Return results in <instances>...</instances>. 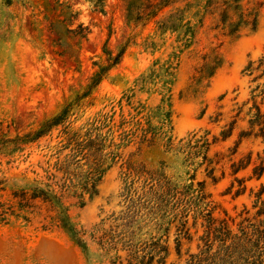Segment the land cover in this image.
<instances>
[{"label":"rangeland","instance_id":"rangeland-1","mask_svg":"<svg viewBox=\"0 0 264 264\" xmlns=\"http://www.w3.org/2000/svg\"><path fill=\"white\" fill-rule=\"evenodd\" d=\"M176 12L195 29L186 36L187 45L180 31L162 32L155 22ZM249 12H256L254 25L240 22L230 32L228 22ZM79 23L87 28L86 37L73 31H79ZM107 39L114 52L127 44L122 60L88 97H80L94 63L104 57ZM263 53L264 0H177L144 26L125 20L124 0H0V136H21L71 107L63 124L50 133L0 152V264H110L115 252L100 248V227L119 223L130 200L158 189L164 179L179 191L163 215V226L169 228L166 264L183 263L174 249L177 220L166 222L187 208L191 226L196 208L189 202L191 194L183 193L187 185L202 182L213 215L233 219L236 230L244 216L255 213L254 192L264 185V172L258 179L252 176L253 166L264 160V137L239 136L249 129L254 100L264 112V78L252 81L243 71L248 60ZM214 56L219 61L213 74L195 81L202 64ZM162 106L171 110L169 123L163 121ZM231 125V134L222 139L221 131ZM64 127L103 143L107 168L96 194L83 195V205L70 188L61 189L63 174L55 165L57 156L69 152L63 149ZM200 138L210 142L207 158L214 179L207 174L203 149L195 153ZM247 155L250 163L233 174L231 164ZM76 159L87 171L85 158ZM235 176L246 186L238 195ZM47 184L60 196L55 209L40 200L21 208L12 195ZM66 184L81 191L75 178ZM56 209L64 210L65 222L82 233L84 247L57 219ZM143 219L138 237L146 241L153 236L162 243L167 233L156 227L159 212ZM201 222L199 218L191 227L190 242L183 239V257L187 248L196 250ZM157 257L153 264H159Z\"/></svg>","mask_w":264,"mask_h":264},{"label":"trees","instance_id":"trees-1","mask_svg":"<svg viewBox=\"0 0 264 264\" xmlns=\"http://www.w3.org/2000/svg\"><path fill=\"white\" fill-rule=\"evenodd\" d=\"M177 0H124V18L126 21H133L135 24L141 23L142 26L153 21L159 14V12L175 3ZM225 3V2H224ZM263 2L259 3L258 8L262 6ZM229 5L224 8L223 16ZM235 6H233L234 8ZM235 9V8H234ZM71 17L74 14L70 15ZM256 12H249L242 14V19L234 22L230 20L228 25L230 26V32H235L240 22L250 23L254 25ZM183 17L180 13H170L168 18L163 20L159 19L155 22L158 24V29L162 32L169 30L170 32L180 31L183 36V43L188 44L187 35H194V27L188 23L183 22ZM79 31L74 29L75 34L80 37H86L87 28L82 26V23L78 24ZM184 28V30H183ZM182 29V30H181ZM108 39L102 46V53L104 55L101 62H95L96 69L91 74L86 83L83 92L80 97H88L92 91L98 86L102 79H104L109 72L116 68L123 57L127 44L120 46L117 52L107 47ZM205 59V58H204ZM217 56L212 59L206 60L197 71V76L194 80L199 82L206 77H210L214 69L218 64ZM243 71L251 76V80H257L264 78V53L256 60H248ZM261 93L264 94V82ZM167 101L168 106L170 102L168 98L162 97V102ZM255 111L251 114L248 124L249 129L242 130L240 137H247L253 135L255 137H264V112L261 110L259 104L254 100L253 106ZM71 107L66 105L61 111L44 120L39 126L21 136L16 135L14 138H4L0 136V152L8 146L19 148L25 144L34 142L42 136L50 133L57 126L62 125L69 115ZM161 113L164 123L170 122L171 110L170 108L161 107ZM233 124V122H231ZM64 133L66 134V144L63 149L69 148V152L64 155L62 159L57 156V170L63 174V183L61 185L62 190H69L73 196L78 198L80 205L84 204V194H89L92 197L96 194V186L100 181L105 169L106 157L103 151V143L96 136L91 138L88 134L80 135L77 132L69 133L64 127ZM148 129V128H147ZM232 125L227 129L221 131L222 139H225L231 134ZM150 130H147L149 132ZM151 137H155V133H151ZM151 141L153 139L151 138ZM198 150L196 154L203 149L204 161H207L206 170L207 174L214 179V167L210 166L212 161L207 158V151L210 147V142L206 138H200L195 140V145ZM81 156L85 158V164L88 165L87 171L81 170V165L78 164L76 157ZM251 156L247 155L245 159L239 160L237 163L231 164L232 173L236 174L240 169L245 168L250 163ZM74 167V168H72ZM264 172V160H261L258 164H255L252 168V176L256 179L260 178ZM75 178L77 183L81 185V191L75 190V184H66L68 179ZM194 179V175L191 176ZM237 182V187L234 190V194L238 195L245 191L246 186L243 184L242 178L234 177ZM197 187L187 185L185 195L191 194L189 202L195 204V213L192 215V223L189 225V212L187 208L181 210L178 214L173 216V220L167 221L171 223L177 220L175 229V252L179 259L183 258L181 264H264V185L261 184L260 188L254 192L253 207L255 213L253 216H244L241 222L237 223V229L232 227L233 219L228 217L217 218L213 215V207L210 206L207 201L208 194L204 190L202 182L197 183ZM233 187V182L230 188ZM179 192L176 184L170 182V180L164 179L162 184H159L158 189H152L149 193L144 192L137 196L134 200H130L126 210L118 218L121 220L119 223L109 225L108 228L100 227L102 230L98 237V244L106 254H109L113 250L114 256L110 257V264H153L155 256H158L156 262L159 264H166V259L170 253L168 243V227L163 226V215L172 202V199ZM12 195L18 199V203L21 208H29L34 205V202L40 200L44 203H48L52 209H55V201L60 202V196L57 195L55 190L51 188L50 184H47L45 188L35 186L30 190L13 191ZM144 200L142 201V199ZM152 202L151 205H149ZM188 202V201H186ZM146 209V213L142 214L141 209ZM245 209V208H244ZM57 210V209H56ZM160 214L161 220H156L155 224L158 229H164L167 233L166 238L161 243V238L153 240V236L149 240L142 241L138 237L141 231V221L145 215L149 217L152 214ZM248 210H245L247 213ZM57 219L60 223L67 228L72 238L76 243L84 247L85 241L82 237V233L72 225L65 222V211L57 210ZM152 217V216H151ZM201 218L202 222L200 226L203 231L198 235V242L196 243V250L191 251L187 248L182 254V242L183 239L190 242L192 240L191 227H195L198 219ZM103 224V222H101ZM197 232V230H195ZM137 238V239H136ZM126 252L124 257L119 254V251ZM147 257V258H146ZM175 264V263H172Z\"/></svg>","mask_w":264,"mask_h":264}]
</instances>
